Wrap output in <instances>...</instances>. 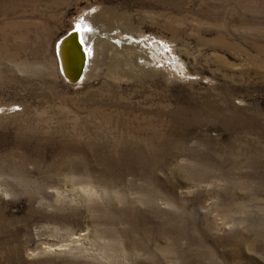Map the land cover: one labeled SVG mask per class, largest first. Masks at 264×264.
I'll list each match as a JSON object with an SVG mask.
<instances>
[{"label":"rangeland","instance_id":"1","mask_svg":"<svg viewBox=\"0 0 264 264\" xmlns=\"http://www.w3.org/2000/svg\"><path fill=\"white\" fill-rule=\"evenodd\" d=\"M0 264H264V0H0Z\"/></svg>","mask_w":264,"mask_h":264},{"label":"bare ground","instance_id":"2","mask_svg":"<svg viewBox=\"0 0 264 264\" xmlns=\"http://www.w3.org/2000/svg\"><path fill=\"white\" fill-rule=\"evenodd\" d=\"M72 32L73 33L77 32L76 34H78L79 39H80L79 43L82 45V48H84L85 53L81 54L80 51L82 50V48L81 47L79 48V45H78V42L76 41V39L74 41H71L70 45H72L73 48L68 50V58H66V56H65V59H64L63 55L62 54L60 55L61 61L59 60V62H58L59 69L62 72V70L60 68V64L63 66L66 64L68 67L69 66L72 67V72L78 74L79 69L81 70L83 68V62L85 61V56H86V63H85L86 66H85V69H84V72L82 75V78H84L86 76L88 70H89V67H90L89 52H88V49L86 46V43H90V39L88 37H87L88 39L86 38L87 34L81 30L80 23H77L75 25V27L72 29V31L70 33H72ZM85 34H86V36H85ZM63 38H65V37L63 36L60 39L62 40ZM85 38H86V40H85ZM85 41H86V43H85ZM64 46L65 45L62 46L63 48H62V50H60L61 52L64 50ZM67 66H66V68H68ZM70 72H71V69H70Z\"/></svg>","mask_w":264,"mask_h":264},{"label":"water","instance_id":"3","mask_svg":"<svg viewBox=\"0 0 264 264\" xmlns=\"http://www.w3.org/2000/svg\"><path fill=\"white\" fill-rule=\"evenodd\" d=\"M76 39V41L78 42V45H79V48L81 47L82 48V45L79 43L80 42V39H79V36L78 34H76L75 32L74 33H70L68 35L65 36V38H63L59 45H58V48H57V55H58V58L60 60V55L62 54L64 59H65V56L66 58H68V50L69 49H72L73 46L70 45L71 41H74ZM64 46V50L61 52L60 50H62V46ZM67 52V53H66ZM81 54H84V48H82V50L80 51ZM61 61V60H60ZM85 63H86V56H85V61L83 62V68L80 70L79 69V72L78 74L72 72V67H68L66 64L63 66L60 64V68L62 70V75L63 77L65 78L66 81H68L69 83H77L81 80L82 78V75H83V72H84V69H85ZM66 66L68 68H66ZM70 69H71V72H70Z\"/></svg>","mask_w":264,"mask_h":264}]
</instances>
